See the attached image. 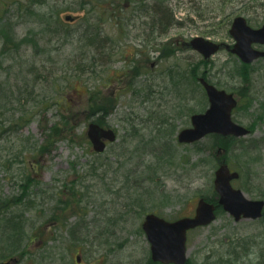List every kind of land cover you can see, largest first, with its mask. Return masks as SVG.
<instances>
[{"label": "rangeland", "instance_id": "rangeland-1", "mask_svg": "<svg viewBox=\"0 0 264 264\" xmlns=\"http://www.w3.org/2000/svg\"><path fill=\"white\" fill-rule=\"evenodd\" d=\"M133 1L115 8L116 18L106 12L90 39L82 20L64 16L104 12L107 0H0V85L13 117L0 132V203L9 205L0 222L24 219L30 237L17 245L19 264H32L29 256L33 264H147L146 213L193 215L199 198H218L222 163L241 173L235 186L264 198V56L246 63L227 49L236 16L264 25L261 0L250 18L240 0H172L182 22L167 32L153 25L147 0ZM199 3L204 18L194 12ZM197 36L222 48L206 58L190 45ZM205 70L235 93L233 118L251 128L227 147L217 134L177 138L208 106L196 77ZM97 119L116 131L103 152L87 135ZM6 230L0 224V257L10 252ZM187 246L194 264H264V216L235 220L219 207L212 223L189 232Z\"/></svg>", "mask_w": 264, "mask_h": 264}, {"label": "water", "instance_id": "water-1", "mask_svg": "<svg viewBox=\"0 0 264 264\" xmlns=\"http://www.w3.org/2000/svg\"><path fill=\"white\" fill-rule=\"evenodd\" d=\"M65 19L73 21L78 15L66 14ZM230 34L235 39L233 47L227 45L232 52L239 55L244 62L264 56V50L256 49L253 43L264 44V25L251 26L243 15L236 16L231 24ZM190 45L208 58L217 52L222 44L202 36L194 37ZM207 91L210 105L203 111L194 113L191 117L192 126L182 129L178 134L180 142H194L209 133H220L223 136H245L250 129L232 118V111L237 106L233 93L220 89L200 78ZM87 135L96 151L106 148V141L116 139V131L112 127H104L97 122H91ZM239 177L237 170H232L223 163L215 170L214 186L218 192V204L235 217L236 220L259 218L263 215L264 199L249 198L242 189L235 187L232 180ZM216 218V204L201 197L198 200L195 214L176 220H168L156 213H148L143 222V229L151 246V257L154 261L163 263L186 264L188 259V230L210 224ZM0 264H12V261H1Z\"/></svg>", "mask_w": 264, "mask_h": 264}, {"label": "trees", "instance_id": "trees-1", "mask_svg": "<svg viewBox=\"0 0 264 264\" xmlns=\"http://www.w3.org/2000/svg\"><path fill=\"white\" fill-rule=\"evenodd\" d=\"M123 1V5H121L119 2H117V0H107V3L110 4L108 5V9L103 12H98L95 10V8L90 9V11H92V14L90 15H81L79 16V19L82 20L85 25H86V35L90 36V39H95L98 38V35H100V33L102 32L101 29L97 28L96 23L98 22L99 19L104 20L103 15L106 14V12L108 13V17L111 18H116L117 16V12L115 10V8L118 9H123V7H128L132 5L134 2L133 0H121ZM231 2L235 1V0H230ZM258 1V0H240L238 2H240L242 4V7L244 8V13L249 17L250 14L247 12V9H249V7L254 6V2ZM92 0H85V4H87L86 6H88V4H91ZM149 8H147V4L143 5V9L149 11L150 15L152 14V16H156L155 18V22L153 23L154 26H156L158 28V26L160 28L163 29L164 32H167L169 30V28L175 24H177L178 22L181 23L182 21H179L178 17H176V13H177V9L174 6V3L172 0H147L146 1ZM258 3V5L260 6H264V0H261ZM86 6H82V7H86ZM198 10H194V12L199 16V17H203L204 18V11L202 9V4L199 3L198 5ZM96 13V15H95ZM250 18V17H249ZM119 19V18H118ZM47 22L49 20H46ZM91 26H93V29H96V31H90L91 30ZM29 37L27 34L22 38L23 41L28 40ZM37 44V43H36ZM35 47V50L37 51V48H41L39 46V44H37ZM97 49L98 45L95 47ZM38 52V51H37ZM1 84V81H0ZM198 85L201 87V83H198ZM202 88V87H201ZM1 85H0V132H4V130H6L7 127H10V124L12 123L11 121H9L11 118L13 117H6V115L8 114V111L6 109V104L3 102L2 100V95L1 94ZM17 120H20L19 118ZM21 121V120H20ZM97 122H99L102 125H105V123L102 120L97 119ZM22 123V122H21ZM8 124V125H7ZM221 138H223V144L227 147V144L229 141L231 140H238L241 141L244 138L242 137H234V136H221L219 135ZM46 145L41 144L39 148L43 149L45 148ZM241 177V176H240ZM30 181V179H29ZM24 182V180H23ZM22 182V184H23ZM25 185V184H23ZM77 195H79L77 193ZM207 199H211L213 201H217L215 196H206ZM8 202H2L0 203V213L2 211H7L8 210V206L7 205ZM2 214V213H1ZM264 216V215H263ZM24 221V219L19 216L17 220L12 221V217H6V220L2 222H0V224H4L7 228V230L10 229V231L8 232L9 234V241H6L7 244H10V247H7L8 249H10V252L8 253V255H1L0 260L2 259H9L12 257H15L17 255V245L20 244V242L23 241V239L26 238V236H28V239L30 237V235H27L25 229H24V223L22 222ZM6 230V231H7ZM108 242L109 239H108ZM16 245V246H15ZM4 254V253H3ZM77 263V262H76ZM78 264V263H77ZM147 264H162L160 262H154L153 260H151V258H148L147 260ZM186 264H194L190 259H188Z\"/></svg>", "mask_w": 264, "mask_h": 264}, {"label": "flooded vegetation", "instance_id": "flooded-vegetation-1", "mask_svg": "<svg viewBox=\"0 0 264 264\" xmlns=\"http://www.w3.org/2000/svg\"><path fill=\"white\" fill-rule=\"evenodd\" d=\"M207 71L209 72V70H205L204 72H203V74L202 75H200V76H196L197 77V79H199V77H201V76H203V77H205L206 79H207V81L209 82V83H211V84H214L216 87H218V88H220V89H225V88H221V87H219L215 82H213V81H211L210 80V78H208V76H210V74L208 75V73H207ZM193 72H194V70H193ZM202 87V89H203V91L205 92V94H206V90H205V88L203 87V86H201ZM226 90V89H225ZM229 92V91H228ZM231 93H233V92H231ZM234 94V96L236 97V99L238 100V97L235 95V93H233ZM206 97H207V100H208V106H207V108L209 107V105H210V101H209V97L207 96V94H206ZM238 104H239V100H238V103H237V106H238ZM205 111V110H204ZM234 112V111H233ZM232 112V113H233ZM192 116V115H191ZM249 128V127H248ZM250 129V133H251V128H249ZM212 134H215V133H212ZM217 135H220V134H217ZM232 168V167H231ZM233 169V168H232ZM235 180H237V179H234L233 180V185H234V181ZM235 186V185H234ZM235 187H237V186H235ZM237 188H240V187H237ZM241 189V188H240ZM245 194H246V192H244ZM247 195V194H246ZM248 196V195H247ZM248 197H250V196H248ZM250 198H252V199H264V198H253V197H250ZM211 202H213V203H215L216 204V214H217V210L219 209V207H221L220 205H218L217 204V201H212L211 200ZM150 213H155V212H150ZM146 214H148V213H146ZM157 214V213H156ZM241 219H250V218H245V217H241ZM240 220V219H239ZM16 258V260H15V264H19L20 263V261H22V259H24V258H21L20 259V261H19V257H15ZM26 258V257H25ZM30 261H28V262H30V263H34V259L36 258V257H31V256H29V257H27ZM32 258H33V260H32ZM151 258V257H150ZM151 260H152V258H151ZM78 263L79 264H84V262L82 261V257H79L78 258ZM52 264H56V262L54 261V262H52ZM61 264H64V262H61Z\"/></svg>", "mask_w": 264, "mask_h": 264}]
</instances>
